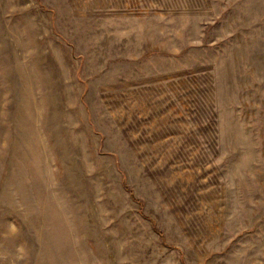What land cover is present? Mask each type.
<instances>
[{"label": "rangeland", "instance_id": "1", "mask_svg": "<svg viewBox=\"0 0 264 264\" xmlns=\"http://www.w3.org/2000/svg\"><path fill=\"white\" fill-rule=\"evenodd\" d=\"M0 264H264V0H0Z\"/></svg>", "mask_w": 264, "mask_h": 264}]
</instances>
